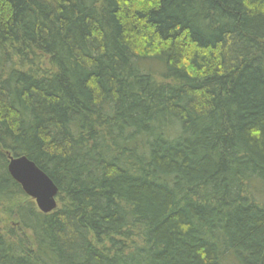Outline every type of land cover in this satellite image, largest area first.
Returning a JSON list of instances; mask_svg holds the SVG:
<instances>
[{"label":"trees","instance_id":"1","mask_svg":"<svg viewBox=\"0 0 264 264\" xmlns=\"http://www.w3.org/2000/svg\"><path fill=\"white\" fill-rule=\"evenodd\" d=\"M0 264H264V0H0Z\"/></svg>","mask_w":264,"mask_h":264},{"label":"water","instance_id":"2","mask_svg":"<svg viewBox=\"0 0 264 264\" xmlns=\"http://www.w3.org/2000/svg\"><path fill=\"white\" fill-rule=\"evenodd\" d=\"M6 171L21 187L22 192L33 200L41 214H49L55 210L57 187L34 163L23 156L18 158L8 156Z\"/></svg>","mask_w":264,"mask_h":264},{"label":"rangeland","instance_id":"3","mask_svg":"<svg viewBox=\"0 0 264 264\" xmlns=\"http://www.w3.org/2000/svg\"><path fill=\"white\" fill-rule=\"evenodd\" d=\"M4 220H5V217H3V221H4ZM11 225H12V223H9V224H8V223L6 222L3 226L6 227V228H4V229L9 230V229L12 227Z\"/></svg>","mask_w":264,"mask_h":264}]
</instances>
